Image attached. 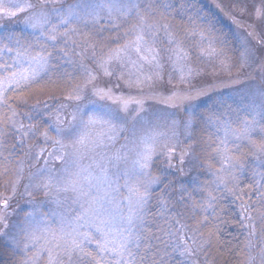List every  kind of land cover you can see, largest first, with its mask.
<instances>
[{"label": "snow or ice", "instance_id": "6c2138e0", "mask_svg": "<svg viewBox=\"0 0 264 264\" xmlns=\"http://www.w3.org/2000/svg\"><path fill=\"white\" fill-rule=\"evenodd\" d=\"M236 3L252 22L232 17L234 32L202 0H179L178 9L162 0H0V177L15 175L0 199L3 264H264V0ZM169 9L180 24L159 22ZM200 65L250 70L234 81L245 84L246 118L221 114L207 138L195 134L193 119L203 95L191 87ZM177 73L189 87H168ZM103 77L129 89L158 87L168 93L161 103L187 102L189 118L154 122L144 93L116 94ZM50 86L68 95L55 108L43 103L45 120L40 102L29 107L27 98ZM18 116L36 123L25 126ZM178 149L181 173L185 163L201 172L177 189L168 175ZM18 151L34 160L23 192ZM257 163L260 172L249 169ZM246 169L252 183L241 187ZM204 173L210 179L200 181ZM245 189L256 199L239 205V225L250 230L236 252L219 239L218 210L223 194L241 199ZM17 196L24 206L9 212Z\"/></svg>", "mask_w": 264, "mask_h": 264}, {"label": "rangeland", "instance_id": "374dc122", "mask_svg": "<svg viewBox=\"0 0 264 264\" xmlns=\"http://www.w3.org/2000/svg\"><path fill=\"white\" fill-rule=\"evenodd\" d=\"M206 4L209 6H212L211 8L214 9L216 13H219L220 18L225 19V16L227 19H230L228 21L229 25L232 26V31H239L237 29L236 25L232 23L231 18L235 17L237 20H244L248 23H251L248 19L247 13H245L243 16L240 13V8L243 7V4H237L236 0H203ZM23 2V0H22ZM30 3H37V0H28ZM162 2H167L172 5V8H176V5H174L171 0H162ZM258 3L259 0H256ZM249 3H251V0H249ZM217 5L220 6V8L223 9V11H220L217 9ZM174 6V7H173ZM178 9V8H177ZM171 11V13H170ZM224 13L226 15H224ZM24 19L23 17L20 18V21ZM161 24L164 23H171V24H180L181 23V16L177 12H173L171 9H169V12L165 13V18L161 19L159 21ZM15 29L19 31V29L23 28L24 25L21 23L15 24ZM28 30H25V35H27ZM135 58V57H133ZM192 67H197L195 64H190ZM199 67H202L204 70L203 72L195 77L193 79L191 87L194 89H200L203 92V95L199 96L196 100V116L193 118L194 123L196 124L195 128V134L197 136H203L207 138V133L209 131H214L216 127L215 118L221 116L223 114L224 119H231V120H238V119H244L246 118L247 114L244 111L245 105L248 103L247 100L244 99V92L246 90L244 83H234V81H245V77L249 74L250 70L245 69L244 71L238 70L237 67L232 68L230 71L219 69V68H212V67H206L204 65H200ZM169 79L167 72L164 75V80L167 81ZM103 80L105 81V84L107 87H112L113 90L116 92V94H120L121 90L125 94L128 92H131L133 94L137 92L144 93V107L146 109L145 115L148 116L150 119H152L154 122H160L163 123L164 119L167 118L169 121L172 119L178 118L179 116H183L185 119L189 118V114L183 112V107L187 106V102H185V105H183L180 108H171L168 105L161 103V100L165 98L168 93L163 92L161 89L155 86H149L144 85L142 88H136L133 87L131 89L127 87H123V81H118L116 77L108 78L103 77ZM179 80V73H177L176 79L172 80L171 84H168V87L170 89H176V88H187L189 85L187 84H178ZM118 83L121 85V87H117ZM68 95V91L57 89L54 86H50L47 90L43 91L42 93L39 92H33L30 94V96L27 98V104L30 107L31 105L37 104L39 101L40 107H41V113L40 115L43 116L45 120H49L50 117L43 113V103L47 102L52 105L53 108H55L57 103H63L65 101V97ZM50 97L55 98V102H53ZM48 99V100H47ZM13 107H16V104L13 103ZM239 109V111H237ZM207 110H211L215 112H220V114H217L213 117L210 116H202V113L207 112ZM219 110V111H218ZM17 111L20 112H28V107H20L17 108ZM200 112V113H198ZM175 113V115H172ZM31 115V113H28ZM64 114L61 113V116ZM248 119H251V117H247ZM16 119L25 124V126H28L30 124L36 123V120H28L25 119L23 116H18ZM39 119V117H37ZM51 119H55L54 116L51 117ZM236 125L234 124L233 127ZM41 130L43 131V126L41 127ZM97 133L102 132V129H95ZM50 135L54 136V133L50 132ZM27 143H31V141H26ZM121 143H123V140H121ZM188 141L184 142V147H187ZM231 146V145H230ZM116 147H119V144L116 145ZM163 158V157H161ZM160 158V160H161ZM190 159V158H189ZM254 159V158H250ZM13 160L16 161L17 168L20 167V162L24 161V172H23V183L19 185V191L23 192V184L27 183L26 177L28 176L29 171L32 169L29 167L32 163H34V160H28L25 161L24 158V152L18 151L17 154L13 157ZM40 163H43V160L40 161ZM87 163V161H86ZM205 164L212 163L211 161L205 160ZM213 169L218 167L216 164H212ZM250 168H255L256 172H260L261 169L259 167V164H253L249 165ZM246 169L242 173V177L244 178H251L252 180V171ZM184 170L186 171V181H191V179L194 176H197V173L201 172V169L199 168H192L189 163H185ZM210 179L209 176H207L206 173L201 174L198 176V179ZM259 179V177H256ZM7 179H15V175L11 177H0V199H3L4 197L10 195L11 189L9 188L7 191L4 188V181ZM227 197H231L232 195L226 194ZM43 197V193H41L39 196H37V200L41 199ZM17 204H20L22 207L24 206V200L20 199L19 196H17L14 200L11 202V207L8 209L9 212H11L13 209L17 208ZM29 209L23 208V211H28ZM23 211H20V216L23 215ZM259 235V226L257 225V236ZM252 242L259 243L258 238H254Z\"/></svg>", "mask_w": 264, "mask_h": 264}, {"label": "trees", "instance_id": "16d2710c", "mask_svg": "<svg viewBox=\"0 0 264 264\" xmlns=\"http://www.w3.org/2000/svg\"><path fill=\"white\" fill-rule=\"evenodd\" d=\"M171 2L176 5V8H178L179 5V0H171ZM202 2L204 3V5L208 8H211L212 6H209L208 4L205 3V1L202 0ZM174 7V6H173ZM213 11L214 9L211 8ZM171 13V11H170ZM224 15H226L224 13ZM218 19L220 20V27H222L224 30L226 31H232V26L229 25L228 21H230V19H227V17L225 16V19H222L220 17V14L217 13ZM23 17V14H20L18 16V19L20 20V18ZM15 26V25H14ZM48 100V99H47ZM41 104V103H40ZM219 111V110H218ZM200 113V112H198ZM217 114H220V112H217V110L215 112L211 111V110H207V112L202 113V116H210L213 117ZM179 159H180V155H179V149L177 150V154L175 159H173L172 164L174 165V167L172 169L169 170V175H168V179L169 180H173L175 179L177 181L175 187L178 189L180 187V185L182 183H186L187 181V177H186V171L184 170V166L183 165V173H181L180 168L181 165L179 163ZM165 158H161V160L157 161V164H159L161 167H166V162ZM158 173L155 171V169L153 170V175H157ZM206 180L205 178L200 179V181H204ZM252 183V180L249 176V178H244L243 179V184L241 185V187H244V185H249ZM159 188L156 189L157 192H159ZM178 195V193H177ZM255 200L256 197L255 195L248 191V189H245L244 194L242 195L241 199H236V197L231 196V197H227L226 194H223L221 197V201H220V207L223 209L222 212H220L218 210V214H219V223H218V227L220 229L219 231V239L224 242V244H226L229 247H233L235 248L236 252H239L240 247H243V245L246 243V237L248 235V231L250 229H241L239 222L241 221V216H240V203L243 201H248V200ZM245 224L250 223L247 220H244ZM255 243V242H253ZM247 253H245V256H241L239 257L240 260H243L246 258ZM7 259V257H0V264H3V261ZM233 264H236V261H233Z\"/></svg>", "mask_w": 264, "mask_h": 264}]
</instances>
